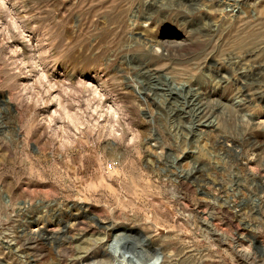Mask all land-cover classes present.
<instances>
[{"label":"rangeland","instance_id":"rangeland-1","mask_svg":"<svg viewBox=\"0 0 264 264\" xmlns=\"http://www.w3.org/2000/svg\"><path fill=\"white\" fill-rule=\"evenodd\" d=\"M137 1L0 0V264L55 262L53 249L35 258L42 246L29 250L27 232L62 233L57 216L83 212L71 235L160 220L205 264H264V0H222L224 11L218 0H139L136 20ZM34 61L56 69L52 92L65 103L43 104ZM95 73L98 93L79 78ZM99 98L118 117L102 119Z\"/></svg>","mask_w":264,"mask_h":264},{"label":"bare ground","instance_id":"bare-ground-1","mask_svg":"<svg viewBox=\"0 0 264 264\" xmlns=\"http://www.w3.org/2000/svg\"><path fill=\"white\" fill-rule=\"evenodd\" d=\"M137 1V0H135ZM139 1V0H138ZM133 2L134 4H131L132 7H131V10H130V15L132 17H134L135 19L136 18H140L141 16V13H142V9H141V5L142 2ZM146 1V0H145ZM231 1H222V0H218V1H214V2H211V5L212 7L214 8L215 11H224L226 6L225 4H230ZM235 3V2H234ZM234 5V4H233ZM235 5H238L235 3ZM229 6V5H228ZM239 6V5H238ZM237 6V7H238ZM211 8V7H209ZM233 11V10H232ZM128 16V15H127ZM130 16V17H131ZM128 17V18H130ZM147 17V16H146ZM236 18V16H235ZM132 18H130L131 20ZM134 19V20H135ZM133 20V19H132ZM137 20V19H136ZM135 20V21H136ZM134 21V23H136ZM132 22V21H131ZM211 26V25H210ZM137 38V37H136ZM137 41V40H136ZM140 42V41H139ZM136 45V44H135ZM144 45V44H143ZM157 45V44H156ZM134 47V46H133ZM138 47V46H137ZM148 47V46H147ZM158 47H160L158 45ZM139 48V47H138ZM137 48V49H138ZM150 48V47H148ZM157 48V47H156ZM139 49H143L140 48ZM151 49H152V46H151ZM165 50V49H164ZM143 51V50H142ZM152 52V55L156 54L155 51H151ZM149 53V52H148ZM246 55V52L244 53ZM156 56V55H155ZM240 56V55H239ZM250 56V55H249ZM158 58L159 57H162V55H158L157 56ZM243 57V56H242ZM261 58L262 56L260 54L256 55L252 60L253 61H257V59ZM144 58V57H143ZM234 58V57H233ZM146 59V58H144ZM238 59V58H237ZM244 60L247 59V56L245 58H243ZM142 60V59H141ZM151 60V59H149ZM155 60V59H154ZM233 60V59H232ZM152 61V60H151ZM157 61V60H156ZM33 62V61H32ZM35 62V61H34ZM143 62V61H142ZM237 63L240 62L239 60L236 61ZM257 63V62H256ZM32 64V63H31ZM40 64V63H39ZM43 64V63H42ZM145 64V63H144ZM240 64V63H239ZM44 65V64H43ZM148 65V64H147ZM42 66V65H41ZM263 66V64L261 65ZM140 67V66H139ZM139 67L137 69H139ZM143 68V66H142ZM263 68V67H261ZM37 69H39V71H41L42 75L43 76H40L39 77H43V80L45 79L46 83H47V86H48V93H49V100H47L46 98L44 99L43 101V104L45 103V105L48 107V108H51V106L54 105V103L60 105L63 103H65L61 98L60 96H62L60 93V96L59 94L57 93H54L52 92V88L54 89H57L55 88V85L57 86V81H55L54 79H56V77L58 76V73L56 71V69H52V70H48L45 66L44 67H39L38 66V62H37V65H36V62L33 63L31 66H30V73L33 72V71H36ZM141 69V67H140ZM139 69V70H140ZM59 70V69H58ZM143 70V69H141ZM147 70V69H146ZM136 71V69H135ZM211 71V70H210ZM147 72V71H146ZM67 73V72H66ZM74 75L75 72H73ZM86 73V72H85ZM64 74V73H63ZM62 75V74H61ZM68 77L71 79V78H76V76H74L73 74H67ZM137 75V74H136ZM80 75H78L79 77ZM102 76V75H101ZM100 76V74H96L95 75L93 74H87L86 76H83V77H79L81 78L80 80L82 81V83H85L84 87L87 88L89 90H91L93 93H98L99 92V86L97 84H95L96 82H99L100 80H102V77ZM53 79H52V78ZM60 77V76H59ZM64 77V75H63ZM61 78V77H60ZM66 78V77H64ZM69 78L66 79L69 81ZM78 78V79H79ZM219 78V77H218ZM215 79V78H214ZM57 80V79H56ZM74 80V79H73ZM77 80V78H76ZM41 81V79H40ZM39 81V78H38V82L41 83ZM219 81V80H218ZM30 82H31V78H29V81L27 82V86L30 85ZM33 82V81H32ZM31 82V83H32ZM43 82V83H45ZM70 82V81H69ZM42 83V84H43ZM57 83V84H56ZM137 84V83H136ZM26 85V84H25ZM31 85H33L34 87V83H32ZM30 85V86H31ZM46 85V84H45ZM32 87V88H33ZM46 87V86H45ZM136 89V88H135ZM139 90V88H137ZM54 91V90H53ZM47 93V92H46ZM63 98V97H62ZM11 97H8V101L10 102L11 101ZM25 99V98H24ZM28 99V98H26ZM101 98H99V101L100 103H98L99 107L102 106H105L104 104L106 103L105 102V99L103 100V98L100 100ZM47 100V101H45ZM13 101V100H12ZM26 101V100H24ZM24 101H21L20 100V103L24 102ZM17 102V101H16ZM104 103V104H103ZM15 104V103H14ZM18 105L20 104H15V108L17 109L18 111ZM69 106V105H68ZM97 106V105H96ZM95 106V107H96ZM44 107V106H43ZM107 107L106 109L108 111H105V113L102 115V119H104V115L106 114H111V115H114L116 117H118V111H119V105H109V104H106ZM45 108V107H44ZM98 108V107H97ZM96 108V109H97ZM100 108V109H102ZM55 110V108H54ZM59 110V109H58ZM58 110L55 111V113H58ZM52 111V110H51ZM68 111V110H67ZM66 111V113H67ZM19 112V111H18ZM54 112V111H53ZM52 112V113H53ZM60 112V111H59ZM65 112V111H64ZM52 113H49V115L47 116H50L52 115ZM53 113V114H55ZM51 114V115H50ZM59 114V113H58ZM57 115V114H56ZM55 116V115H53ZM61 116V115H60ZM69 116V115H68ZM57 117V116H55ZM45 118V117H44ZM58 118V117H57ZM49 119H52V118H49ZM64 119V118H63ZM62 117H61V120H63ZM69 119H70V122L73 123L74 125L78 126V125H84L85 122H83L81 120V118L78 116L74 117L72 115L69 116ZM47 120V119H46ZM54 120V119H53ZM53 120L51 121L53 123ZM65 120V119H64ZM48 121V120H47ZM50 121V120H49ZM55 121V120H54ZM57 121V120H56ZM60 122V121H59ZM65 122V121H64ZM66 123V122H65ZM63 123V124H65ZM49 124V123H48ZM56 126V125H54ZM43 127V126H42ZM49 127V126H48ZM53 127V126H52ZM57 127H60V126H57ZM46 128V127H45ZM54 130L53 131V135L55 134H58V128L55 129V128H52ZM42 130V129H41ZM43 132L41 133H38V137L39 139L41 138V136H43L42 134ZM47 134V133H46ZM45 136V135H44ZM56 136V135H55ZM38 139V138H37ZM48 138H46L47 140ZM45 140V138H44ZM43 140V142H44ZM45 140V141H46ZM183 180V179H182ZM181 180V181H182ZM180 181V182H181ZM178 182H179V179H178ZM165 193V192H164ZM169 193V192H168ZM167 194V193H166ZM120 195V194H119ZM175 195V194H174ZM180 195V194H179ZM182 195V194H181ZM197 195V194H196ZM176 196V195H175ZM195 197V196H194ZM202 196H199V198H201ZM119 198V196H118ZM121 198V197H120ZM176 198V197H175ZM183 198H185L183 196ZM181 198V199H183ZM199 198H198V201H199ZM203 198V197H202ZM172 200H174L173 198H171ZM195 199V198H194ZM125 200H127L125 198ZM157 200H161V199H157ZM165 200V199H164ZM203 200V199H201ZM171 201V200H169ZM176 201H178V199L176 198ZM180 201V200H179ZM197 201V200H196ZM196 202V203H199V202ZM137 202V201H135ZM152 202L154 203V200L152 199ZM172 202V201H171ZM181 202V201H180ZM183 202V201H182ZM202 202V201H201ZM139 203V202H138ZM158 203V202H157ZM168 203V202H167ZM175 203V202H174ZM177 203V202H176ZM141 204V203H140ZM160 205V203H158ZM169 204V203H168ZM168 204H165L166 207ZM182 204V203H181ZM185 205L187 204L186 202L184 203ZM200 204V203H199ZM202 204V203H201ZM136 205V204H135ZM158 205V207H159ZM162 205V204H161ZM164 205V207H165ZM172 205V204H171ZM174 205V204H173ZM172 205V206H173ZM156 206V205H155ZM154 206V207H155ZM176 206V205H175ZM180 206V205H179ZM178 206V207H179ZM183 206V205H182ZM140 207V206H139ZM162 207V208H164ZM157 208V206H156ZM161 208V207H160ZM168 208V207H167ZM171 208V207H170ZM139 209V208H138ZM158 209V208H157ZM181 209V208H179ZM178 209V210H179ZM185 209V208H184ZM183 209V210H184ZM200 209V208H199ZM137 210V209H136ZM159 210V209H158ZM156 210V211H158ZM168 210V209H167ZM173 211V209H171ZM182 210V211H183ZM202 210V209H201ZM153 211V210H152ZM162 211V209H161ZM170 211V209H169ZM180 211V210H179ZM181 212V211H180ZM185 212V211H183ZM187 212V211H186ZM154 213V212H153ZM160 213V211L158 212ZM165 213H168L165 212ZM171 213V212H169ZM190 213V212H188ZM161 214H164V213H161ZM182 214V213H181ZM191 214V213H190ZM190 214L189 216L187 217H190ZM202 214V213H201ZM156 214H153V217L155 218L156 216H154ZM166 215V214H165ZM164 215V216H165ZM184 215V214H183ZM187 215V214H186ZM193 216H195L194 214H192ZM191 215V216H192ZM34 216V215H33ZM86 212H83L82 214H78V215H75V216H72V215H69V214H59V216H57L58 218V222L59 224L58 225H62L61 229L63 230L62 233H55L54 232V227L51 226L52 224H47L45 225L44 227H41L39 228L38 224L37 223V220L38 218L35 217V218H31L29 219V225L30 226H38V227H35V229H31L27 232L26 234V239L27 241L23 244H27V248L29 250H37L36 246H42V249H41V252L39 253L38 251V255H36V259L37 260H49L48 258L51 256V250L53 249L57 255V260L55 262H51V264H176L177 263V257H178V252L181 251V255L184 253V255H186V260L184 259L185 257H183L184 261H182L183 259L181 258V264H197L195 263L196 260H198V263L199 264H205V259L203 258V252H197L195 253L193 251V249L189 248L188 245L186 243L183 244V241H181V243L183 245H181V248L179 249V251L175 248V246L173 245V240L172 238L168 237V235H165L164 233L166 232L165 229L160 226V220L159 217L157 221V223H152L150 225H148L145 221V225H143L141 228H135L134 226H129V225H124V226H119L117 225V223H112V224H106V225H103L101 228H102V235L101 237H95V238H91V237H88V238H85L84 235L85 233H80L81 235H71L70 233L73 232V229H75L77 226H80V225H83V227L85 226L84 224H86ZM172 216V215H171ZM192 216V217H193ZM197 216V215H196ZM147 217V216H146ZM156 217V218H157ZM169 217V216H168ZM185 217V218H187ZM184 218V217H183ZM196 218V217H195ZM143 219H145L143 217ZM160 219H161V215H160ZM192 219V218H190ZM190 219H187V220H190ZM194 219V218H193ZM198 219V218H197ZM69 220H72V226H69L68 225V221ZM146 220V219H145ZM151 220V219H150ZM186 220V219H185ZM200 220V219H199ZM155 221V220H154ZM151 220V222H154ZM197 221V220H196ZM203 221V220H202ZM49 222V221H48ZM156 222V221H155ZM187 222V221H186ZM189 224H193V223H190V221H188ZM199 222V221H197ZM204 222V221H203ZM202 222V223H203ZM37 223V224H36ZM150 223V222H149ZM184 223V222H183ZM201 223V222H200ZM188 224V223H186ZM184 223V225H186ZM195 224V222H194ZM193 224V225H194ZM198 223H196V226ZM164 225V224H163ZM183 225V224H182ZM201 225V224H200ZM199 225V226H200ZM192 226V225H191ZM82 227V226H81ZM187 227V225H186ZM190 228V226H188ZM203 227V226H201ZM86 228V227H85ZM185 229V228H184ZM196 229V228H195ZM199 228H197L198 230ZM39 230V233H37ZM146 230H149L150 232L146 231ZM195 230V231H197ZM199 230H202L201 228ZM76 231V230H75ZM74 231V232H75ZM186 231V229H185ZM192 231V230H191ZM57 232V231H56ZM73 232V233H74ZM84 232V230H83ZM168 232V231H167ZM189 232V231H188ZM194 232V231H193ZM42 233V234H41ZM48 233V234H46ZM77 234V233H76ZM164 234V235H163ZM45 235V236H44ZM154 235H157L159 236V241L157 240H154L153 236ZM158 238V237H157ZM188 241V240H187ZM186 242V241H185ZM192 242V241H191ZM190 244V242H189ZM110 246L113 247V249L111 250ZM190 246V245H189ZM36 248V249H35ZM40 248V247H39ZM195 248V247H194ZM197 249V248H196ZM195 249V251H196ZM28 250V251H29ZM39 250V249H38ZM111 250V252H110ZM177 250V251H176ZM201 250V249H200ZM33 251V252H34ZM31 252V251H30ZM180 255V254H179ZM205 255V254H204ZM35 256V255H33ZM30 257V256H29ZM33 258V257H32ZM31 258V259H32ZM34 258V259H35Z\"/></svg>","mask_w":264,"mask_h":264}]
</instances>
